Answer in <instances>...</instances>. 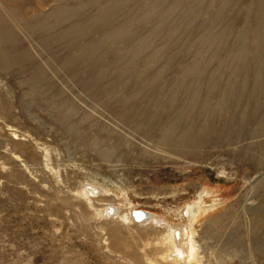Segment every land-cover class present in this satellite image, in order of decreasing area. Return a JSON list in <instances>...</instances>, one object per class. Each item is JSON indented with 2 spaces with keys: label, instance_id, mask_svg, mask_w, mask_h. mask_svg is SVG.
<instances>
[{
  "label": "rangeland",
  "instance_id": "obj_1",
  "mask_svg": "<svg viewBox=\"0 0 264 264\" xmlns=\"http://www.w3.org/2000/svg\"><path fill=\"white\" fill-rule=\"evenodd\" d=\"M0 264H264V0H0Z\"/></svg>",
  "mask_w": 264,
  "mask_h": 264
},
{
  "label": "bare ground",
  "instance_id": "obj_2",
  "mask_svg": "<svg viewBox=\"0 0 264 264\" xmlns=\"http://www.w3.org/2000/svg\"><path fill=\"white\" fill-rule=\"evenodd\" d=\"M243 84V83H242ZM188 136V135H187ZM187 136H186V138H187ZM188 140V139H187ZM171 144V143H170ZM176 152H177V150H176ZM190 208V211L193 213V216L196 218V216H197V214H196V209H195V207H189ZM119 209H117L115 206H109V207H107V208H105V212H107L110 216H112V215H114V213L115 214H118V211ZM143 213H138V214H135V215H133V211H131L128 215H125L124 216V219L125 218H130V219H132V220H135V221H140V220H144L143 222H145V221H150V220H152V219H156L155 221H157L158 222V220H157V217L158 216H156V215H154V214H150V213H148V212H145V211H142ZM190 212V213H191ZM116 216V215H115ZM181 228H179V227H174L173 228V235H174V243L176 242V244H177V247H178V245L180 244V248H181V244H183V242H182V240L184 239V237H186L187 235H186V232H185V230L183 229V231H181L180 230ZM188 238V237H187ZM190 243V242H189ZM192 243L193 242H191L190 243V245L188 244V247H189V249L190 250H195V245H194V243H193V245H192ZM183 249L181 248V250L180 251H182ZM176 252V251H175ZM177 252L180 254V252L177 250ZM178 253H176V254H178ZM193 253V252H192Z\"/></svg>",
  "mask_w": 264,
  "mask_h": 264
},
{
  "label": "water",
  "instance_id": "obj_3",
  "mask_svg": "<svg viewBox=\"0 0 264 264\" xmlns=\"http://www.w3.org/2000/svg\"><path fill=\"white\" fill-rule=\"evenodd\" d=\"M138 213H143L141 210H137V211H134L133 212V215H135V214H138ZM135 221V220H134ZM144 220H140V221H135V222H137V223H142Z\"/></svg>",
  "mask_w": 264,
  "mask_h": 264
}]
</instances>
